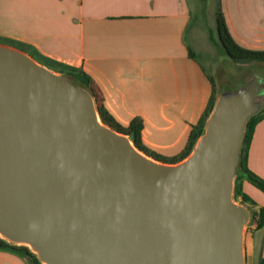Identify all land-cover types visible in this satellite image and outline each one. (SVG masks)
Returning a JSON list of instances; mask_svg holds the SVG:
<instances>
[{
  "label": "water",
  "instance_id": "obj_1",
  "mask_svg": "<svg viewBox=\"0 0 264 264\" xmlns=\"http://www.w3.org/2000/svg\"><path fill=\"white\" fill-rule=\"evenodd\" d=\"M242 78L170 163L103 122L87 86L0 43V237L43 264H247L235 181L264 74Z\"/></svg>",
  "mask_w": 264,
  "mask_h": 264
},
{
  "label": "crops",
  "instance_id": "obj_2",
  "mask_svg": "<svg viewBox=\"0 0 264 264\" xmlns=\"http://www.w3.org/2000/svg\"><path fill=\"white\" fill-rule=\"evenodd\" d=\"M221 4L235 41L264 50V0ZM192 14L189 0H0V41L56 71L84 70L104 109L124 126L141 117L144 144L175 156L212 95L207 76L213 75L208 70L212 46L209 40L208 47L200 46L202 30L192 27ZM248 166L264 179V119L255 128ZM254 187L243 183L259 209L264 198ZM260 197L263 201H257ZM256 224L252 221L245 234L247 264L264 258V225ZM0 264L30 262L0 248Z\"/></svg>",
  "mask_w": 264,
  "mask_h": 264
},
{
  "label": "trees",
  "instance_id": "obj_3",
  "mask_svg": "<svg viewBox=\"0 0 264 264\" xmlns=\"http://www.w3.org/2000/svg\"><path fill=\"white\" fill-rule=\"evenodd\" d=\"M207 2L208 0H204ZM215 21H216V34L215 30L209 28V37L210 40L215 44H221L224 51L234 60L237 61H247V62H264V50H253L245 48L239 45L232 34L229 31L226 18L222 9L221 0L217 1L216 9L214 12ZM30 54V53H29ZM192 55V52H191ZM33 56V55H32ZM34 57V56H33ZM35 58V57H34ZM38 61V59H36ZM52 68V67H50ZM53 69V68H52ZM64 74H67L74 78V80L78 83H81L87 86L96 94L92 88V80L91 77L82 69H78L72 66H64L61 70L57 71ZM211 85H212V95L210 98L209 105L206 111L201 116L200 120L197 124L193 125L191 132L189 134V138L185 148L175 156H165L155 152L148 148L142 139V131L144 128V122L141 117L133 118L127 126L120 124L114 116L109 113L106 109H104L97 100V106L100 113V116L106 124L112 126L119 132L128 134L133 142L144 152L155 157L158 160L164 162H178L184 158H186L192 152L198 138L204 133L207 119L214 107L218 92H217V84L215 78L207 74ZM97 99V97H96ZM264 119V108L261 109L258 113L253 115L246 126V135L245 141L241 151V163L237 172V177L235 181V199L237 201L243 202L247 204L253 209V218L252 221H256L257 228H261L264 225V206L256 209V202L244 191L243 183L244 181L250 182L252 185L257 187L264 193V179L253 172L248 166V153L251 145V141L254 136L255 128L257 124ZM0 248L10 249L20 254L24 255L26 259L29 260L30 264H43L36 253H34L28 246L26 245H15L9 243L7 240L0 237ZM261 264H264V258L261 260Z\"/></svg>",
  "mask_w": 264,
  "mask_h": 264
},
{
  "label": "rangeland",
  "instance_id": "obj_4",
  "mask_svg": "<svg viewBox=\"0 0 264 264\" xmlns=\"http://www.w3.org/2000/svg\"><path fill=\"white\" fill-rule=\"evenodd\" d=\"M189 1L193 9L191 25L194 28L200 27L202 30V33L198 34L200 46L203 48L208 47V45H206L208 44V40L212 46L210 48L211 62L209 67L208 66L207 67L208 70L213 74L212 76L216 80L218 93H219V85L223 87L224 85L228 84L229 87H235L237 85L243 84L244 80L242 77L246 75L247 72H251V73L261 72L264 74L263 62H247V61L234 60L224 51L221 44H215L210 40L209 28L215 30V36L217 37L214 12L218 0H208L207 2H205L204 0H189ZM0 43L6 44L1 41ZM199 58L203 63H206L205 62L206 56L200 54ZM255 190H258L260 196L264 198V193L262 191H260L258 188H256ZM262 198L261 199L257 198V201H263Z\"/></svg>",
  "mask_w": 264,
  "mask_h": 264
},
{
  "label": "built area",
  "instance_id": "obj_5",
  "mask_svg": "<svg viewBox=\"0 0 264 264\" xmlns=\"http://www.w3.org/2000/svg\"><path fill=\"white\" fill-rule=\"evenodd\" d=\"M251 223H252V222H251ZM251 223H250V224H251ZM250 224H249V225H250ZM249 225H248V226H249ZM256 225H257V224H256Z\"/></svg>",
  "mask_w": 264,
  "mask_h": 264
}]
</instances>
